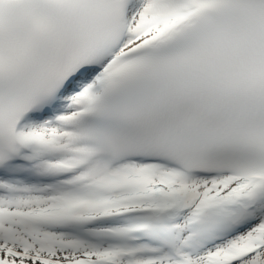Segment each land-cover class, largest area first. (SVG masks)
<instances>
[{
    "label": "snow or ice",
    "instance_id": "snow-or-ice-1",
    "mask_svg": "<svg viewBox=\"0 0 264 264\" xmlns=\"http://www.w3.org/2000/svg\"><path fill=\"white\" fill-rule=\"evenodd\" d=\"M0 264H264V0H0Z\"/></svg>",
    "mask_w": 264,
    "mask_h": 264
}]
</instances>
